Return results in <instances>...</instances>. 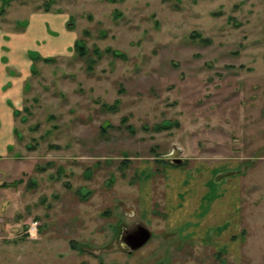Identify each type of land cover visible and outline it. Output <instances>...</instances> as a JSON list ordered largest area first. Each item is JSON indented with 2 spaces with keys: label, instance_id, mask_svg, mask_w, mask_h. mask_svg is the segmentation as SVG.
<instances>
[{
  "label": "rangeland",
  "instance_id": "374dc122",
  "mask_svg": "<svg viewBox=\"0 0 264 264\" xmlns=\"http://www.w3.org/2000/svg\"><path fill=\"white\" fill-rule=\"evenodd\" d=\"M204 157L236 215L192 234ZM0 264H264V0H0Z\"/></svg>",
  "mask_w": 264,
  "mask_h": 264
},
{
  "label": "crops",
  "instance_id": "0c3cea01",
  "mask_svg": "<svg viewBox=\"0 0 264 264\" xmlns=\"http://www.w3.org/2000/svg\"><path fill=\"white\" fill-rule=\"evenodd\" d=\"M218 159L200 158L190 168V173L185 178L170 176V188L169 181H165L166 192L169 190L171 202L176 200L174 203L178 209L186 211L188 215V217H184L179 213V217L176 219L168 217L169 223L188 224L191 229L190 233L193 234L199 230L200 223L208 224L210 227L217 223H233L235 221L236 175L233 173L234 165L237 163L225 160L217 161ZM179 186H181V190L178 189ZM177 191L183 193L182 196L179 198L176 193V198L171 197V192ZM228 199L231 200L230 204ZM167 205L168 202H166ZM172 214L174 213L172 212Z\"/></svg>",
  "mask_w": 264,
  "mask_h": 264
},
{
  "label": "water",
  "instance_id": "95a60500",
  "mask_svg": "<svg viewBox=\"0 0 264 264\" xmlns=\"http://www.w3.org/2000/svg\"><path fill=\"white\" fill-rule=\"evenodd\" d=\"M183 150L178 146H174L173 150L166 155L175 164H182ZM152 237V232L144 225H139L136 229L129 231L124 236V242L129 249V252H133L143 247Z\"/></svg>",
  "mask_w": 264,
  "mask_h": 264
},
{
  "label": "built area",
  "instance_id": "2783aa9c",
  "mask_svg": "<svg viewBox=\"0 0 264 264\" xmlns=\"http://www.w3.org/2000/svg\"><path fill=\"white\" fill-rule=\"evenodd\" d=\"M35 230H37V226L36 224H34L31 228L30 231L33 233Z\"/></svg>",
  "mask_w": 264,
  "mask_h": 264
},
{
  "label": "trees",
  "instance_id": "16d2710c",
  "mask_svg": "<svg viewBox=\"0 0 264 264\" xmlns=\"http://www.w3.org/2000/svg\"><path fill=\"white\" fill-rule=\"evenodd\" d=\"M156 128H159V127H156ZM173 163V162H172ZM185 163V162H184Z\"/></svg>",
  "mask_w": 264,
  "mask_h": 264
},
{
  "label": "flooded vegetation",
  "instance_id": "af4514ba",
  "mask_svg": "<svg viewBox=\"0 0 264 264\" xmlns=\"http://www.w3.org/2000/svg\"><path fill=\"white\" fill-rule=\"evenodd\" d=\"M184 162V161H183Z\"/></svg>",
  "mask_w": 264,
  "mask_h": 264
}]
</instances>
